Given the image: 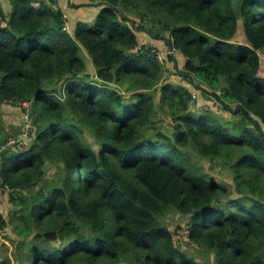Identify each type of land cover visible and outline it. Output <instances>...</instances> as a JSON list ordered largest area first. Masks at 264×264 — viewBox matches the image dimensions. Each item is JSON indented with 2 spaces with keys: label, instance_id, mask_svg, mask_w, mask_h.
Instances as JSON below:
<instances>
[{
  "label": "trees",
  "instance_id": "obj_1",
  "mask_svg": "<svg viewBox=\"0 0 264 264\" xmlns=\"http://www.w3.org/2000/svg\"><path fill=\"white\" fill-rule=\"evenodd\" d=\"M8 1L0 146L24 120L2 111L30 101L34 126L23 150L0 156L15 207L0 209V244L11 241L14 264H202L164 223L171 211L216 264H264V0H98L94 25L73 32L63 0ZM163 37L176 60L145 45L168 49ZM157 97L171 134L155 125ZM196 156L228 169L234 189Z\"/></svg>",
  "mask_w": 264,
  "mask_h": 264
},
{
  "label": "rangeland",
  "instance_id": "obj_2",
  "mask_svg": "<svg viewBox=\"0 0 264 264\" xmlns=\"http://www.w3.org/2000/svg\"><path fill=\"white\" fill-rule=\"evenodd\" d=\"M98 0H63V3L61 4L62 11L64 12V9H67L68 7L66 6L67 2L72 3L73 8L69 11L65 10V15L67 17L68 23L70 25V30L73 32L74 26L78 21H83L86 23L87 26H92L95 23V18L97 14L99 13V7L97 5H94L92 3H96ZM0 3L3 6V10H6L7 12L10 11V4L8 0H0ZM59 6V5H58ZM57 6V7H58ZM67 13V14H66ZM139 21V20H138ZM238 36L244 39L245 37V32H244V27L242 25V21L240 20V26H239V32ZM150 41V40H149ZM147 42V41H145ZM153 42V41H152ZM157 47H159L158 43L153 42ZM160 48V47H159ZM166 51L167 49H163ZM262 56H264L263 52ZM83 56V55H82ZM84 57V56H83ZM181 56L178 57L180 59ZM264 59V57H263ZM87 63H88V71L92 75H95L94 71V66L91 63V60L89 57H86ZM167 64H169V67L174 70L173 65L170 64L168 61ZM182 67V65H179ZM180 69V68H179ZM172 81H180V79L176 76L173 75L171 78ZM159 95V94H158ZM159 97L156 98V104H157V114L155 116V125L161 130L165 131L168 134L172 133V121L169 118L168 115L165 114V111L162 110L160 104L158 103ZM211 100V99H210ZM204 103H207L209 105L210 102H208L207 99H204ZM216 103L215 101H213ZM14 106V105H13ZM234 106V104H233ZM16 112H14L12 109H9V112L2 111L5 119L8 121L10 120L12 125L18 126V121H21V116L24 118V115H22V111L19 109L18 106H16ZM204 107V106H203ZM7 110V108H6ZM219 112V110L217 111ZM87 141L88 143L95 149H97V145L95 141L93 140L92 136L87 134ZM198 163L204 164L207 167L208 172L212 174V176L217 179L218 181H221L222 183L226 184L229 189L233 190L234 189V182H233V176L231 172L228 169L220 168L219 166H215L214 163L209 162L207 159L200 158L196 156V159ZM60 164H58L59 166ZM57 169V164H54L52 162H48L45 166V171L47 172L48 177H51ZM14 209L15 207L13 204L9 201L8 195L1 191L0 189V209L7 214L9 213V209ZM188 221V218L185 217L184 215H181L177 213L176 211H171L169 212L166 217L164 218V223L171 229L172 232L175 233L176 237L179 240V246L184 248L185 250L189 251L190 255L193 256L199 263L202 264H216L215 260V255L211 251H208L207 249H202L199 248L197 250L192 249L190 246V243L188 239H184L187 236V230L184 228L186 223ZM11 231V230H10ZM12 237H16L15 235L12 234V231L10 234H8ZM7 235L3 236L6 237ZM5 244H4V243ZM1 242L0 247V258H10L11 261H13L14 264V249L12 246L11 241H7L6 239ZM12 248V249H11Z\"/></svg>",
  "mask_w": 264,
  "mask_h": 264
},
{
  "label": "built area",
  "instance_id": "obj_3",
  "mask_svg": "<svg viewBox=\"0 0 264 264\" xmlns=\"http://www.w3.org/2000/svg\"><path fill=\"white\" fill-rule=\"evenodd\" d=\"M34 6L36 8H38L40 6V3H34ZM56 5L55 8L59 9L60 7ZM65 28L69 29L70 25L68 23V21L65 23ZM145 45L147 47L152 48L153 52L156 53L157 58L161 61L164 62L166 56L168 54H172L174 53V49H170L168 48L166 51L160 49L159 47H157L155 44L149 43V42H145ZM193 98L196 99L197 95L195 92H193ZM5 103H11V101H5ZM19 108L24 110V120L22 121V132L20 135L18 136H10L1 146H0V156L2 155V153L4 151L7 150H14V151H18V150H23L26 147L27 144V140L30 139V136L32 135V133L34 132V126L32 123V117L30 114V107H31V102L30 101H20L18 103ZM204 106V107H203ZM205 104L201 105V108H205Z\"/></svg>",
  "mask_w": 264,
  "mask_h": 264
},
{
  "label": "crops",
  "instance_id": "obj_4",
  "mask_svg": "<svg viewBox=\"0 0 264 264\" xmlns=\"http://www.w3.org/2000/svg\"><path fill=\"white\" fill-rule=\"evenodd\" d=\"M68 5H69V7L67 8V9H64V12H65V10H67V11H69V10H71L72 9V7L70 6V3L68 2L67 3ZM59 7L61 8V5H59ZM62 9V8H61ZM67 14V13H66ZM146 38H148L147 36H146ZM161 39H164V38H161ZM236 39L238 40V41H244L245 39H242L241 37H239L238 36V34H237V36H236ZM145 41H148L149 43H153L151 40L149 41V39H147V40H145ZM157 43V42H156ZM154 44V43H153ZM158 45L160 46V47H163V45H164V42L163 41H160V42H158ZM261 56H262V54H261ZM263 57L264 56H262V61L264 62V59H263ZM180 64L183 66V64H184V59H181L180 60ZM181 69V68H180ZM263 69H264V64H263ZM264 71V70H263ZM1 189V188H0ZM12 249V248H11Z\"/></svg>",
  "mask_w": 264,
  "mask_h": 264
},
{
  "label": "water",
  "instance_id": "obj_5",
  "mask_svg": "<svg viewBox=\"0 0 264 264\" xmlns=\"http://www.w3.org/2000/svg\"><path fill=\"white\" fill-rule=\"evenodd\" d=\"M109 6H110V5H109ZM119 14H120L121 16L124 17V15L122 14V12H119ZM163 38H165V39L167 40V42H168V44H169V48L172 49V45H171L172 42L170 41V39H168V37H163ZM171 55H172V57H174V58L176 57L174 53H172ZM175 60H176V58H175ZM179 71H180V69H179ZM180 72H181V71H180ZM256 123H258V121H256Z\"/></svg>",
  "mask_w": 264,
  "mask_h": 264
}]
</instances>
